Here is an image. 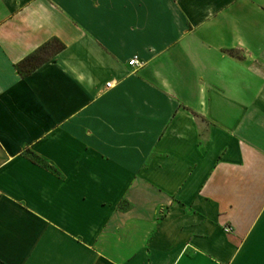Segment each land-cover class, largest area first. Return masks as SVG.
<instances>
[{
  "label": "crops",
  "instance_id": "crops-1",
  "mask_svg": "<svg viewBox=\"0 0 264 264\" xmlns=\"http://www.w3.org/2000/svg\"><path fill=\"white\" fill-rule=\"evenodd\" d=\"M0 264H264V0H0Z\"/></svg>",
  "mask_w": 264,
  "mask_h": 264
},
{
  "label": "trees",
  "instance_id": "trees-1",
  "mask_svg": "<svg viewBox=\"0 0 264 264\" xmlns=\"http://www.w3.org/2000/svg\"><path fill=\"white\" fill-rule=\"evenodd\" d=\"M65 48V44L62 43L59 39L53 38L37 49H35L32 53L27 55L25 58L20 60L16 64V69L20 73V75L25 76L38 67L40 64L50 59L62 49ZM30 158L34 161H37L39 157L34 153H31Z\"/></svg>",
  "mask_w": 264,
  "mask_h": 264
},
{
  "label": "built area",
  "instance_id": "built-area-1",
  "mask_svg": "<svg viewBox=\"0 0 264 264\" xmlns=\"http://www.w3.org/2000/svg\"><path fill=\"white\" fill-rule=\"evenodd\" d=\"M128 64H129L130 66H134V67H138V66H140V63H139V61L137 60L136 57H132V58L128 61ZM106 85L109 87V86L111 85L110 81L107 82ZM225 229H226L227 231H229V230H230V227H226Z\"/></svg>",
  "mask_w": 264,
  "mask_h": 264
}]
</instances>
